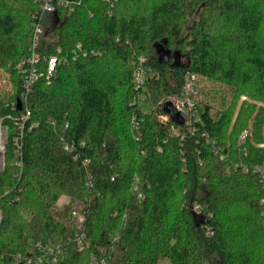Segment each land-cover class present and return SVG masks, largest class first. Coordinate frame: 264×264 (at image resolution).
Returning <instances> with one entry per match:
<instances>
[{"label": "trees", "instance_id": "16d2710c", "mask_svg": "<svg viewBox=\"0 0 264 264\" xmlns=\"http://www.w3.org/2000/svg\"><path fill=\"white\" fill-rule=\"evenodd\" d=\"M56 14L0 0V264H32L37 242L58 246L53 264H264V0H83ZM191 75L217 88L178 124L165 99Z\"/></svg>", "mask_w": 264, "mask_h": 264}, {"label": "built area", "instance_id": "2783aa9c", "mask_svg": "<svg viewBox=\"0 0 264 264\" xmlns=\"http://www.w3.org/2000/svg\"><path fill=\"white\" fill-rule=\"evenodd\" d=\"M83 0H42L43 3V9L50 13H56L58 7H64L67 8L68 11H73L76 7V5L82 3ZM42 24L40 21H37L35 23V45L38 43V39L40 37V34L42 33ZM31 64H35L38 61V56L36 53H33L30 57ZM58 62V59L56 56H52L49 59L48 67H47V73L51 74L55 70V66ZM38 71L36 69H33L32 72L27 76L26 79V87L28 90H30V86L35 82V80L38 77ZM134 83L137 88L143 86L145 84V77L144 72L141 69H136L134 72ZM200 97L199 93V87L197 86V76L191 75L186 85H184V88L180 94H174L170 95L165 99V101H169L172 103L175 111H180L183 114L186 115V121L189 119H196L198 117V98ZM245 98V97H243ZM29 114V112L27 113ZM27 116V115H26ZM169 120V114L167 115H160V121L166 122ZM0 127H2L0 125ZM5 140V135L1 134L0 139ZM248 137H251V132L249 130H245L240 140L246 141ZM0 141V148L3 151V154H0V156L4 159V152H5V142L4 144ZM260 147L264 148V142L258 144ZM3 160L0 162V169L3 167ZM264 166V165H263ZM263 166L259 165L254 170L259 173L261 180L264 182V168ZM76 214V217L81 221L83 220V215L80 212L74 213ZM1 220V215H0ZM87 240L85 238L84 234H78L77 235V244L79 250H83L86 246ZM37 245L41 248H44V253H40L36 255L34 258H31L28 260V263L32 264H53L56 262L57 259V253H58V246L57 248H54L53 246H46L44 247L40 242H37ZM43 246V247H42ZM106 256L104 254L100 257V264H106Z\"/></svg>", "mask_w": 264, "mask_h": 264}, {"label": "rangeland", "instance_id": "374dc122", "mask_svg": "<svg viewBox=\"0 0 264 264\" xmlns=\"http://www.w3.org/2000/svg\"><path fill=\"white\" fill-rule=\"evenodd\" d=\"M144 77H145V79H147V76H146L145 73H144ZM6 82H7L6 76L4 74L3 75L1 74L0 75V83H1V86L5 87L4 84H6ZM197 86L199 87V89H201L203 91V93H201V96H200V97H202V99L204 98V95L209 94L211 92L210 91L211 87L217 88V85H213L211 81L204 80V79H203V81H201V80L199 81L198 80ZM8 87H10V85ZM204 91H205V93H204ZM142 106L144 107V109H147L148 110V109L151 108V103L148 100H144L142 102ZM199 110H200V108H199ZM1 134H4V135L7 134L6 133V129L4 127H0V135ZM3 138L4 137H2L0 139V141H2ZM5 141H6V135H5V140H3L2 143L4 144ZM0 154H3V151H2L1 148H0ZM2 160H3V158L0 156V162ZM67 202H68V198L64 196V197H62L60 199V202L59 203H60V205L64 206Z\"/></svg>", "mask_w": 264, "mask_h": 264}, {"label": "water", "instance_id": "95a60500", "mask_svg": "<svg viewBox=\"0 0 264 264\" xmlns=\"http://www.w3.org/2000/svg\"><path fill=\"white\" fill-rule=\"evenodd\" d=\"M55 15L57 14L55 13ZM165 111H167L171 118L178 124H184L186 122V115L180 111H175L170 100L165 103Z\"/></svg>", "mask_w": 264, "mask_h": 264}]
</instances>
